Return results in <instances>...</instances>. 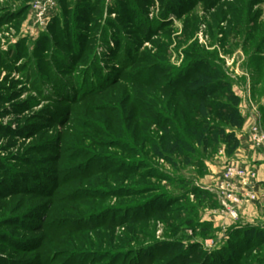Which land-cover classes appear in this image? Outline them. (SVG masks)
<instances>
[{
  "label": "rangeland",
  "instance_id": "1",
  "mask_svg": "<svg viewBox=\"0 0 264 264\" xmlns=\"http://www.w3.org/2000/svg\"><path fill=\"white\" fill-rule=\"evenodd\" d=\"M34 1L0 0V264L216 262L233 227L201 233L216 151H168L190 103L163 87L208 69L223 94L264 86V0H58L44 27Z\"/></svg>",
  "mask_w": 264,
  "mask_h": 264
},
{
  "label": "trees",
  "instance_id": "2",
  "mask_svg": "<svg viewBox=\"0 0 264 264\" xmlns=\"http://www.w3.org/2000/svg\"><path fill=\"white\" fill-rule=\"evenodd\" d=\"M206 61L207 60H201V69L207 67L205 65L207 63ZM222 76V74L214 73L212 70L210 72L208 69L206 74L201 75V80H188L186 89L180 90L173 84L163 87L167 92L171 91V99L179 96L187 99L188 103L193 104L192 106L190 104H182L179 106L182 110L181 116L185 117L183 121L181 120L179 123L182 127L181 131L172 128V125L171 132L163 130L160 133L165 136L160 141H167V143L171 144L170 147L168 146V151L170 153H178V155L181 156V150L179 149L184 143L186 144V139L194 140L196 144L201 145L202 153L208 152L210 148L217 151L220 146H224L228 153L236 148L237 141L233 129L241 128L243 118L238 110V98L234 96L230 90H226L225 94H223L224 87L222 85ZM216 77L218 80H215ZM195 84L201 86L196 88ZM197 100L200 102L196 107ZM168 102L172 101L169 100ZM195 114L201 117V122L192 120ZM175 118L176 120L179 119L178 117ZM158 120L161 121V117L157 115L155 121L158 122ZM164 127H166L165 123ZM186 149L188 152L193 151L188 145ZM156 155L157 157H162L160 152H157ZM200 195L199 200L202 205H205L208 199H210V205L215 204L208 193L201 191ZM193 197H195V195H193ZM206 204L209 205L208 201ZM158 209L160 208L155 209V211H157L156 215L161 213L167 215L171 213L170 215H172L174 213L172 210L169 213H164V211ZM151 217L152 215H144V219H149ZM184 224L190 225L191 223L187 221ZM205 226L210 227L209 223L201 224L202 235L208 232ZM260 245H264V229L252 226H233L229 230V240L224 247L210 254V257H214L216 262L212 260L209 264H238L242 253L257 249ZM255 259L256 258H254V260ZM254 260L251 258L249 261L254 264ZM204 263H206V261Z\"/></svg>",
  "mask_w": 264,
  "mask_h": 264
},
{
  "label": "crops",
  "instance_id": "3",
  "mask_svg": "<svg viewBox=\"0 0 264 264\" xmlns=\"http://www.w3.org/2000/svg\"><path fill=\"white\" fill-rule=\"evenodd\" d=\"M261 60L264 61V54L255 55L252 61ZM256 74H253V77ZM260 90L263 92L261 97H257L256 93ZM231 92L236 96L239 101L238 110L243 118V125L241 128L233 129L235 139L237 141L236 148L228 153L224 146H220L214 153V163H210L207 167L208 173L205 176V180L201 181L202 191L213 194V200L216 204L215 208H207L208 213H212L203 218L201 221L212 224L216 227V223L220 222L222 230H226L229 226H252L260 227L264 229V153L260 150H253L249 144L247 131L250 126L255 123H259L264 126V86L260 82H254L250 84V79L244 88V93ZM241 95V96H240ZM235 162L242 166L253 167L257 172L258 187L257 192L259 195V201L247 206H244L239 211V215L236 221L229 220L220 213L219 203L215 194L216 180L220 175L222 167L226 163ZM216 199V200H215Z\"/></svg>",
  "mask_w": 264,
  "mask_h": 264
},
{
  "label": "built area",
  "instance_id": "4",
  "mask_svg": "<svg viewBox=\"0 0 264 264\" xmlns=\"http://www.w3.org/2000/svg\"><path fill=\"white\" fill-rule=\"evenodd\" d=\"M58 0H35L30 9L34 24L44 27L57 10ZM249 144L253 150L264 153V131L259 123L247 131ZM257 172L253 167L242 166L235 162L226 163L215 184V194L220 205V213L229 220L236 221L238 210L259 201Z\"/></svg>",
  "mask_w": 264,
  "mask_h": 264
}]
</instances>
